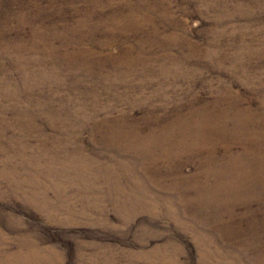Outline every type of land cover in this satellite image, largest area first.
Wrapping results in <instances>:
<instances>
[{
	"label": "rangeland",
	"instance_id": "obj_1",
	"mask_svg": "<svg viewBox=\"0 0 264 264\" xmlns=\"http://www.w3.org/2000/svg\"><path fill=\"white\" fill-rule=\"evenodd\" d=\"M0 264H264V0H0Z\"/></svg>",
	"mask_w": 264,
	"mask_h": 264
}]
</instances>
